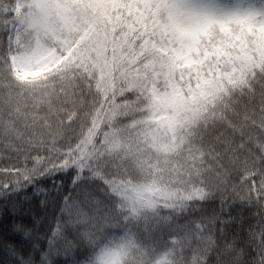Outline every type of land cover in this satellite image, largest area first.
<instances>
[{
  "label": "snow or ice",
  "instance_id": "snow-or-ice-1",
  "mask_svg": "<svg viewBox=\"0 0 264 264\" xmlns=\"http://www.w3.org/2000/svg\"><path fill=\"white\" fill-rule=\"evenodd\" d=\"M0 264H264V0H0Z\"/></svg>",
  "mask_w": 264,
  "mask_h": 264
}]
</instances>
